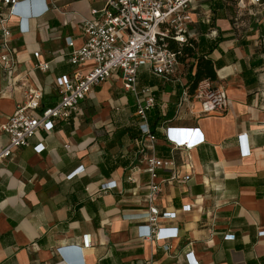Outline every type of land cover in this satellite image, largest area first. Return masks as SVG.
<instances>
[{"label": "crops", "instance_id": "obj_1", "mask_svg": "<svg viewBox=\"0 0 264 264\" xmlns=\"http://www.w3.org/2000/svg\"><path fill=\"white\" fill-rule=\"evenodd\" d=\"M46 1L50 9L42 16L32 14L41 10L40 0L11 18L19 64L14 74L0 66V121L14 113L29 86L43 89L41 107L58 102L57 77L75 69L68 62L71 47L66 38L82 45V20L91 16L92 7L103 4L102 0ZM222 1L219 8L214 0H197L191 30L197 38L196 56L213 61L216 84L227 89L230 108L201 117L185 113V119L174 122L200 127L205 142L188 152L194 164L191 179L164 184L157 200L161 210L177 212L175 219L163 224L179 227V235L166 241L138 235L149 175L133 169L139 150L133 133L140 135L134 97L113 76L81 101L68 122L56 123L51 133L39 132L29 146L17 149L0 165V264H190L189 253L197 264H264V234H259L264 230V58L253 40L263 31L264 3L254 6L256 14L251 17L259 25L249 32L235 21L250 11L240 16L238 0ZM207 11L210 19L212 14L216 17L212 23L205 18ZM23 17L28 31L20 30ZM214 30L217 36L211 35ZM219 36L222 40L210 50L207 40ZM203 37L206 42L200 45ZM35 50L50 62L48 71L33 68ZM185 71L189 82L196 72L195 57L188 58ZM140 79L143 85L159 87L158 104L149 113L150 120L158 109L159 132L163 121L174 114L180 86L164 84L147 73ZM242 134L249 155L244 154ZM158 138L156 153L168 157L169 144L161 133ZM5 140L1 135L0 142ZM39 142L47 146L41 153L34 150ZM108 156L126 163L108 171ZM79 166L84 171L68 179ZM131 173L134 183L128 181ZM112 179L118 187L98 193L101 183ZM229 233L235 238L226 239ZM86 241L90 245L85 247Z\"/></svg>", "mask_w": 264, "mask_h": 264}, {"label": "built area", "instance_id": "obj_2", "mask_svg": "<svg viewBox=\"0 0 264 264\" xmlns=\"http://www.w3.org/2000/svg\"><path fill=\"white\" fill-rule=\"evenodd\" d=\"M40 0H0V66L8 74H14L19 60L17 50L12 44L13 28L11 18L24 14L27 4ZM240 0H238L239 3ZM41 10L32 14L42 16L49 9L46 0H42ZM41 2V5H42ZM100 7H92L91 16L84 17L82 28L84 42L75 45L72 37L66 38L71 47L68 62L75 66L70 74L57 77L55 84L59 91V100L53 106L41 107L44 91L40 87L29 86L25 90V99L18 103L14 113L6 120L0 121V136L6 138L0 142V165L11 159L15 151L29 146L39 132H53L56 123L68 122L80 109L81 101L87 99L95 88L113 76H118L124 91L134 97L135 115L139 121L138 157L134 170L144 171L149 175L144 195L146 209L139 216L143 222L138 224V235L147 240L166 241L179 235V227L166 226L165 220L175 219L176 211L161 210L157 205L164 184L188 181L194 169L190 150L205 142V136L198 126L176 124L185 113L201 117L213 113H224L230 108L227 89L217 85L211 78L201 80L195 88L185 81L186 63L183 47H195L197 41L191 30L194 16L199 6L197 0H102ZM262 4L261 0H252ZM24 8V9H22ZM256 14V13H253ZM210 20V11L205 13ZM29 30L28 20L21 19L20 30ZM217 36V32L211 31ZM176 44L177 49L171 47ZM264 48V39L260 42ZM36 62L33 68L48 71L50 62L44 60L40 50L33 52ZM264 58V51L262 53ZM157 76L164 84L180 86V94L172 117L163 121L158 131L170 146L168 157L156 153L159 140L157 132L152 130L149 113L158 104V86L143 85L141 74ZM163 103V110L167 106ZM244 141V154L251 150ZM247 135V134H246ZM44 142L34 146L37 153L46 149ZM69 148L68 145H66ZM84 166L71 171V179L84 171ZM165 174H168L165 176ZM128 181L136 182L134 173ZM118 187L117 180L101 183L98 193H105ZM89 189V188H88ZM185 206V209H189ZM259 234H264V230ZM226 239H234V234H226ZM86 241L84 246H89ZM165 249L170 245L166 243ZM57 251L64 252L63 248ZM190 264H197L192 253L187 254ZM54 264H65L63 261Z\"/></svg>", "mask_w": 264, "mask_h": 264}, {"label": "trees", "instance_id": "obj_3", "mask_svg": "<svg viewBox=\"0 0 264 264\" xmlns=\"http://www.w3.org/2000/svg\"><path fill=\"white\" fill-rule=\"evenodd\" d=\"M215 5L217 7H222L223 6V1L222 0H214ZM262 3H264V0H261ZM214 10H212L213 12ZM216 20V17H214V14L211 15V19L209 21V23H212V21ZM204 26H202L201 28H203ZM260 37H264V23H263V31L262 33L259 35ZM222 40V37L219 36L216 40H207V44L211 49H213L216 45H218V43H220V41ZM206 42L205 37H203L200 41V45H204ZM195 47H187L184 46L183 47V52H184V56L182 57V59H185V57H195L196 59V72L195 74L191 77L192 79L189 80L190 83V87L191 88H195L197 86V84L205 79V78H211L216 80L217 79V73L216 70L214 68V64L213 61L211 59H208L205 57V55H199L196 56V43L194 44ZM171 47L174 49H177L178 46L176 44H171ZM192 67V66H191ZM154 83V82H151ZM45 107H48V103L44 104ZM136 109V108H134ZM158 109H155L152 114L150 115V124L152 127V130L154 132H156V125L161 123V117L159 112L157 111ZM137 133L134 132L133 133V137L138 138L139 135H136ZM157 135H160V132H157ZM125 164L126 162L121 159V158H117L116 160L111 158L110 156L107 157L106 159V166H107V170L108 171H112L114 170L119 164Z\"/></svg>", "mask_w": 264, "mask_h": 264}, {"label": "rangeland", "instance_id": "obj_4", "mask_svg": "<svg viewBox=\"0 0 264 264\" xmlns=\"http://www.w3.org/2000/svg\"><path fill=\"white\" fill-rule=\"evenodd\" d=\"M198 5V3H197ZM254 6L256 7H260V4H254L252 2V0H240L239 3H238V10H241L242 11V14H240V16H244L243 12L245 11H250V15H246V17H242V18H238L236 19V24L237 26L239 27V29H243L245 28L247 31H255L257 26L259 25L258 22H256V20L254 18H252L251 16H255L253 13L255 10H257L256 8H254ZM261 8V7H260ZM263 21H264V18H263ZM263 39L264 37H255L253 40L256 44V47H259L260 48V52L263 53L264 51V48L261 47L262 45H260V42L262 40V43H263ZM124 90V89H122Z\"/></svg>", "mask_w": 264, "mask_h": 264}]
</instances>
